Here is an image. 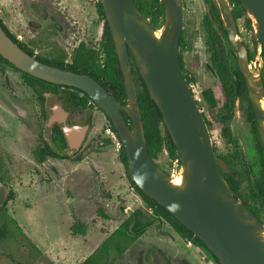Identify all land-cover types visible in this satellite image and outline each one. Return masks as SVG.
Returning <instances> with one entry per match:
<instances>
[{
	"label": "rangeland",
	"instance_id": "rangeland-1",
	"mask_svg": "<svg viewBox=\"0 0 264 264\" xmlns=\"http://www.w3.org/2000/svg\"><path fill=\"white\" fill-rule=\"evenodd\" d=\"M150 1V0H147ZM97 0H0V18L7 29L35 56L53 59L64 53L72 57L79 42L97 49L102 34V21L96 13ZM183 29L189 48L183 51L185 72L193 77L192 90L197 105L208 122L207 128L219 166L237 183L239 200L258 212L264 225V201L255 200V181L263 174L258 140L249 130L243 104L235 106L231 118L221 120L218 84L212 80L205 65L209 52L205 46L202 22L205 15L203 0H183ZM248 19L246 13L237 16ZM238 40L252 50L255 29L241 25ZM249 20V19H248ZM163 20L156 30L159 34ZM227 46V45H226ZM261 49V47H260ZM196 59L198 66L192 65ZM263 61V60H262ZM253 73H262L263 64H251ZM203 92H210L214 105L206 103ZM66 91L44 94L43 107L32 90L24 84L20 73L0 66V209L6 201L8 214L16 220L24 234L40 250L35 251L29 241L15 236L17 243L5 240L0 244V264L12 261L24 264H80L135 209L151 211L135 197L114 145L106 146L110 138L108 122L96 108L82 109L70 103ZM61 105L68 112L67 125H89L85 141L78 150L68 148L60 155L66 159L47 158L36 161L38 147L50 144V128L46 120L50 107ZM241 112L243 115L241 116ZM229 130L223 135V127ZM80 164L92 173L75 175L66 168ZM155 163L173 177L180 176V165L162 150ZM99 165V166H98ZM91 169V168H89ZM90 174V175H89ZM73 176V177H72ZM81 199L69 201L75 186ZM134 194V195H133ZM101 208L107 219L98 209ZM127 210L126 212L124 210ZM84 230V234L76 232ZM185 239L163 220L155 219L145 234L121 256L113 251L104 255L103 264H215L200 249L193 256ZM195 253V251H194ZM190 262V263H188Z\"/></svg>",
	"mask_w": 264,
	"mask_h": 264
},
{
	"label": "water",
	"instance_id": "water-1",
	"mask_svg": "<svg viewBox=\"0 0 264 264\" xmlns=\"http://www.w3.org/2000/svg\"><path fill=\"white\" fill-rule=\"evenodd\" d=\"M111 32L123 79L126 104L112 99L85 74L49 66L22 50L0 25V56L13 68L41 81L76 88L110 120L127 157V175L148 198L190 230L217 259L218 264H264V225L236 198L226 181L211 137L195 98L185 80L179 57L183 25V0H159L163 23L159 34L137 8L134 0H99ZM229 39L236 50L264 155V84L260 73L248 66L244 45L236 40V28L226 0H216ZM257 39V54L264 42V0H238ZM134 65L156 105L175 147L181 182L162 170L150 157L143 128L133 71ZM124 113L131 121L126 124ZM67 113L57 106L53 120L62 125L68 148L76 150L87 126H67ZM147 173L143 183L141 176ZM178 176V175H177Z\"/></svg>",
	"mask_w": 264,
	"mask_h": 264
},
{
	"label": "trees",
	"instance_id": "trees-1",
	"mask_svg": "<svg viewBox=\"0 0 264 264\" xmlns=\"http://www.w3.org/2000/svg\"><path fill=\"white\" fill-rule=\"evenodd\" d=\"M137 8L142 13V15L149 19L154 30H157L159 21L163 20V8L159 0H134ZM239 3V2H238ZM96 13L102 21V34L101 38L98 42V48L94 49L87 46L84 42H79L75 49L72 57H67L64 53L54 57L53 59H44L38 56H35L31 50H29L23 43H21L15 36L11 34V32L7 29L0 18V25L5 31V33L26 53L31 56H34L40 62L47 64L49 66H53L59 69L69 70L78 74H85L93 78L97 81L105 91L112 97L113 100L120 103L121 105L126 104V94L123 86V79L120 72L117 56L114 49V43L112 40L111 32L108 27L107 21L105 19L100 1L97 0L95 4ZM250 23L249 20H247ZM262 60H263V71L261 73L262 81L264 84V44L262 46ZM131 68L133 71L134 83L136 86V92L138 96V102L140 106V111L142 114L143 120V128H144V136L146 141V146L148 153L152 160L155 162L158 154L162 150H166L169 157L172 160H176L175 157V147L172 144V141L162 125L161 115L154 104V102L150 99L148 90L145 86V83L141 79L132 58L130 57ZM0 65L7 66L13 68L7 61H5L0 56ZM235 72L237 73V79H234L232 83L237 85L231 89L226 88V80L224 79L223 71H220V84L223 85L221 88L224 92L230 94V92H238L239 94H243V97L246 102V108L249 114L250 121L254 128V134L258 140L256 145L257 151L261 157V165L263 167L262 176L256 180L255 187L256 192H252V196L255 200L260 199V204L264 201V155L262 151V147L260 144V140L258 134L256 132V124L254 114L250 105V102L247 97L246 88L244 79L241 76L237 66L235 65ZM18 71L17 69L13 68ZM19 72V71H18ZM24 82L30 86H37L39 90V101H44L43 94L44 93H55L59 89H63L68 92L67 100L73 102L75 105H79L82 108H86L88 102L92 103V107L97 108L101 111L89 98L88 96L72 87L60 86L50 84L48 82L41 81L37 78H34L28 74L20 72ZM187 84H190L193 80L188 79L186 75H184ZM231 86V85H230ZM229 90V92H228ZM81 94V96H79ZM203 97L205 98L207 104L213 106V100L210 92H203ZM231 103V104H230ZM233 100L230 101L229 95L225 96L223 100V104L221 105V110L224 112L221 115L222 121H227L230 118L231 107L233 106ZM102 112V111H101ZM126 124L129 129H131V121L130 119L122 113ZM108 121V125L111 131H113L119 140L114 127L110 120L106 117ZM205 119V117H204ZM206 125L208 122L206 121ZM223 135L229 138V130L227 126L223 127ZM111 142L107 140L105 145H109ZM67 148L66 141L62 134V131L59 127H55L52 131L51 144L44 145L39 147L35 152V157L39 163H42L47 158H62L66 159L65 155H60V152L64 151ZM77 158L76 160H78ZM118 160L123 166L126 178L134 190L135 194L141 199V201L145 204V206L151 211V213H146L142 208H137L132 211L119 225L118 227L98 246V248L90 254L86 259H84L80 264H103V259L105 254H109L113 251L116 255L121 256L134 242L140 239L145 232L154 224L155 219H161L165 223H167L179 237L185 240H191L197 249L204 250L210 258L213 260L215 264H218L217 259L207 250L205 245L193 235V233L180 224L169 212H167L163 207L158 205L154 200L145 196L127 175V157L125 150L121 144V147L118 151ZM220 169L228 182L229 186L233 190L237 199H239L238 185L237 183L229 176V174L225 173L221 166ZM13 199V193L9 194L6 201ZM3 202V206L0 209V244L3 240L9 241L11 243H17L15 236H21L27 241H29L30 246L40 253V250L30 241V239L24 234L18 223L14 218H12L5 207L7 202ZM245 206L259 219L258 212L251 208L246 202L243 201ZM98 213L105 219L107 216L103 213L102 209H98ZM74 230L81 234H84V230H77L73 227ZM12 264H24L18 263L16 261H12Z\"/></svg>",
	"mask_w": 264,
	"mask_h": 264
},
{
	"label": "flooded vegetation",
	"instance_id": "flooded-vegetation-1",
	"mask_svg": "<svg viewBox=\"0 0 264 264\" xmlns=\"http://www.w3.org/2000/svg\"><path fill=\"white\" fill-rule=\"evenodd\" d=\"M226 2H227L229 10L231 12V16H232V18L234 20V23H235V28H236V33H237L236 40L238 42L242 43L244 45L245 49H246L248 66L251 68V64L253 63V65H255L257 62H258V66L261 64V62L263 64L261 52H262V46H263L264 42L261 44L260 53L257 54L258 44H257L256 35H255V39H254V44H251V46L254 47L253 50H252V53H251V50H249L250 47H248L245 42H243L241 40L240 41L238 40V38H239L238 34L241 33L240 24H239L241 19H239L237 16L242 14V13H245V11L243 10V8H242V6H241V4H240V2L238 0H226ZM203 3H204V8H205V15H204V19H203V22H202V28H203V31L205 33V42L204 43H205L207 51L209 52V56H208L209 59H208V63L205 65V68H206V70H208L212 80H214V82H216L218 84V86H219L218 88H220L218 90V98L221 101L220 102V107L223 104V100H224L225 96L229 95L230 101L233 100V103H232L233 106L231 107V113H230V118H231V116L233 114V111L235 109L234 105L238 107L239 106V102H242L243 111L245 112V110H246V112H245V120H247L248 124H250L249 125V130L252 133V135L255 136L254 131H253L254 128H253V125H252V123L250 121V118H249V114H248V111H247V108H246V102H245V99L243 97V94H239L237 91L236 92H232V93L230 92V94H228L227 92L223 93V91H221L222 90L221 88H223V85L220 84V78H219V76H220L219 72L220 71H223L222 74H224V79L227 82L226 83V88L231 89L232 86L233 87L237 86V85H234L232 83V81L234 79H237V73L235 72V68L234 67L236 65L237 68H238V59H237V56H236L235 47L233 46V44L231 43V41L229 39V34H228V31H227V29L225 27L224 21L222 19L221 12H220V9H219L217 1L216 0H203ZM183 20H184V14H183ZM247 20L248 19H246L245 17L242 18L241 25H245V26L250 28L251 27V23H248ZM189 46L190 45H189V42L187 41V38L185 37V31H184L183 25H182V31H181V36H180V40H179L180 65H181L183 74L186 75L188 79L194 80L193 77L189 76L184 70L183 51H184V49L189 48ZM191 63H192L193 66H198V63H197L195 58L192 60ZM3 67H7V66H3ZM8 68H11V67H8ZM238 70H239V68H238ZM19 73H20V71H19ZM20 76H21V74H20ZM21 78H22V76H21ZM22 80H23V78H22ZM23 82H24V80H23ZM192 82L190 84H188V86H189V89H190V91H191V93L193 95ZM244 83H245V81H244ZM24 84L27 85L32 90V92L35 94V96H36V98H37V100L39 102L38 103L39 107L42 108L44 101L42 102V104L39 101V97H38L39 96V90L37 89V86H35V85L30 86V85L26 84L25 82H24ZM245 88H246V85H245ZM61 90H63V89H61ZM63 91H65V90H63ZM228 92H229V90H228ZM57 93H58V91L55 92V93L49 92V93H44V94H57ZM66 93L68 94V92H66ZM246 93H247V90H246ZM44 94H43V97H44ZM79 96H81V94H79ZM247 97H248V94H247ZM248 100H249V97H248ZM70 103L73 104V102H71V101H70ZM57 106H59L61 108L62 112L67 113V117L65 119V124H66L67 118L69 116L68 112H66L62 108L61 105H56L55 104L54 106L50 107V114H49V116H48V118L46 120V126L48 128H50V144H51V137H52L53 129L56 126L61 129L62 125H63V124L58 123L57 121H54L52 119L53 116H54L55 108ZM76 106L82 108L79 105H76ZM90 106H92V103L88 102L87 105H86V108H82V109L95 108V107L91 108ZM102 114H103V112H102ZM242 115H243V112H241V116ZM104 117L106 119L105 115H104ZM67 126H73V125H67ZM77 126H87L88 127L87 128V132L89 130V125L88 124L77 125ZM108 128H109V125H108ZM61 131H62V129H61ZM87 132H86V134H87ZM256 132H257V130H256ZM62 134H63V132H62ZM86 134H85V137H86ZM85 137H84V139H83V141L81 143V146L79 148L82 147V145H83V143L85 141ZM64 139H65V137H64ZM107 140H109L111 142L109 145H111V144L114 145L112 140H111V138H109ZM65 141H66V139H65ZM50 144H46V145H50ZM66 144H67V141H66ZM109 145H106V146H109ZM67 148H68V144H67ZM78 149H76V150H78ZM69 150H71V149H69ZM73 151H75V150H73ZM77 158H79V159L75 160V161L79 162L80 160H82V158H80V157H77ZM52 159H55V158H52ZM36 161H37V159H36ZM125 175H126V173H125ZM2 206H3V203H2ZM5 207H6V205H5Z\"/></svg>",
	"mask_w": 264,
	"mask_h": 264
},
{
	"label": "crops",
	"instance_id": "crops-1",
	"mask_svg": "<svg viewBox=\"0 0 264 264\" xmlns=\"http://www.w3.org/2000/svg\"><path fill=\"white\" fill-rule=\"evenodd\" d=\"M80 162V161H79ZM74 164H76V165H71L70 164V166H68V168H66V170L67 171H69V172H71L72 174H74L73 176H75V175H78V174H81V175H85V172H87V173H94L93 171L96 169V168H94V165L92 164V166H90L89 168H91V169H84L83 168V166H82V164H80V163H78V161L77 162H75ZM99 166V165H98ZM89 171V172H88ZM90 175V174H89ZM72 176V177H73ZM75 186V185H74ZM71 198L69 199V201H70V203L71 202H75V203H77L78 201H79V199H81V194H80V191H79V189L75 186L74 187V189H73V191L71 192ZM134 195V194H133ZM135 197H137V199L139 200V201H141V199L137 196V195H134ZM125 212L127 211L126 209L124 210ZM194 251H195V253H194ZM199 249H197V248H195L194 250H193V253H191L193 256H198V254H199ZM188 263H190V262H188Z\"/></svg>",
	"mask_w": 264,
	"mask_h": 264
},
{
	"label": "built area",
	"instance_id": "built-area-1",
	"mask_svg": "<svg viewBox=\"0 0 264 264\" xmlns=\"http://www.w3.org/2000/svg\"><path fill=\"white\" fill-rule=\"evenodd\" d=\"M107 132L110 135V138H111V140H112V142H113V144L115 146V150L119 151V149L121 147V142L116 138L115 133L112 132L110 130V128L107 129ZM185 244H186V247L189 248V249L194 247L193 242L191 240H185Z\"/></svg>",
	"mask_w": 264,
	"mask_h": 264
},
{
	"label": "bare ground",
	"instance_id": "bare-ground-1",
	"mask_svg": "<svg viewBox=\"0 0 264 264\" xmlns=\"http://www.w3.org/2000/svg\"><path fill=\"white\" fill-rule=\"evenodd\" d=\"M260 104H261V108L264 110V101H261ZM180 182H181L180 176L172 177V184L178 185V184H180Z\"/></svg>",
	"mask_w": 264,
	"mask_h": 264
},
{
	"label": "clouds",
	"instance_id": "clouds-1",
	"mask_svg": "<svg viewBox=\"0 0 264 264\" xmlns=\"http://www.w3.org/2000/svg\"><path fill=\"white\" fill-rule=\"evenodd\" d=\"M147 179H148V174L147 173H144L142 176H141V180L143 183H146L147 182Z\"/></svg>",
	"mask_w": 264,
	"mask_h": 264
}]
</instances>
